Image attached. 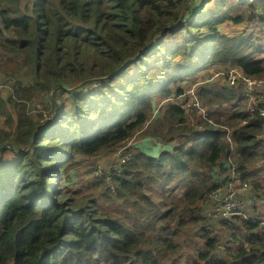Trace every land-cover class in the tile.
<instances>
[{
    "label": "trees",
    "instance_id": "trees-1",
    "mask_svg": "<svg viewBox=\"0 0 264 264\" xmlns=\"http://www.w3.org/2000/svg\"><path fill=\"white\" fill-rule=\"evenodd\" d=\"M209 1L0 0V72L6 74L0 77L6 91L0 94V115L10 125H0V147L15 146L0 152V264H161L154 243L167 238L174 246L170 225L159 229L150 217L130 224L125 216L102 211L95 196L74 201V191L64 186L65 166L144 130L154 100L186 96V85H195L207 114L192 122L191 110L168 100L153 133L150 121L147 135L158 141L152 154L141 143L121 171L106 170L101 180L115 182L125 200L141 192L152 201L146 189L154 178L170 203L160 216L187 214L201 222L205 247L197 256L205 264L264 261V218L253 210L236 216L244 235L238 239L230 226L234 241L218 254V220L206 213L211 191L233 169L259 195L248 206L261 201L260 172L251 166L264 159V119L247 110L240 78L234 85L204 84L206 77L199 76L233 67L264 75V44L253 33L229 36L221 28L226 21H264L257 13L264 0L249 3L247 18L217 13L220 5L206 8ZM96 82V92L85 90ZM37 100L50 111L45 119L30 114ZM8 151L14 157H6ZM214 169L221 172L216 183ZM175 177L186 187L179 209L169 185Z\"/></svg>",
    "mask_w": 264,
    "mask_h": 264
},
{
    "label": "rangeland",
    "instance_id": "rangeland-1",
    "mask_svg": "<svg viewBox=\"0 0 264 264\" xmlns=\"http://www.w3.org/2000/svg\"><path fill=\"white\" fill-rule=\"evenodd\" d=\"M200 1V0H199ZM255 0H210L208 4H206V8H212L214 3L216 5H220V8L217 10V13H221L223 10L230 11V13L235 16L240 14L247 18L248 14L246 13L249 8V3ZM260 17V15H258ZM189 21V20H188ZM222 31L229 36H237L241 34H254V39H256V43L264 44V21L260 19H256L254 21H245L244 23H232L231 21H226L221 24ZM264 54V53H262ZM216 69H209L206 71H202L199 76H205L204 84L209 83H222L225 84V81L229 85V71L225 73H217ZM134 70L131 71V75H134ZM217 73V74H216ZM225 77H224V76ZM0 77L5 79L6 74L0 72ZM122 80H119L118 83H121ZM98 82L90 85L88 91L96 92ZM262 89L264 90V84H262ZM184 92L186 96H182L178 98L177 96L164 99V100H154V113L152 114V118L148 121V124L144 130L134 134L132 137L123 141L120 144L112 146L110 149H105L100 151L99 153L92 156H84L77 155L74 162L71 164H67L65 166V177H64V186L66 189H71L74 191V201L84 196H95L97 199L96 205L102 210L106 212H110L113 214L120 215L121 217L125 216V219L128 223L133 224L135 220H139L141 222L149 220L148 217L153 218L155 222L157 221V227L160 229L163 225H170V227L174 230V233L171 234L174 240V246L170 247L167 245L169 240L167 238L163 239V242L160 240L159 242H155L154 246L158 249L156 255L158 256L161 264H192L191 261L193 259H197L201 261V264H205L204 261L200 260L197 256L199 250H202L205 245V239L202 238L199 228L201 227V222L194 221L189 219V215L184 214V217L177 216L174 219H171L169 216H160L162 213L161 209L167 208L170 205L167 198L163 196V193L160 191V187L155 184V179L152 178L153 187L151 189H146L147 193L153 194L152 201L148 198H144L145 193H139L136 197L131 198L130 200H125L122 197L118 196L116 193V184L115 182H107V178L105 180H101V175L106 173V170L116 169L117 171H121L123 168L122 159L124 155L127 153H136L138 151L137 146L143 143V149H147L149 153L152 154V149L154 146L158 145L157 138H151L147 135L148 129L150 128V121L152 120V133L154 132L153 126L157 122L158 111L161 107L168 101L173 100L176 102L188 101L191 99L192 92L197 95L195 91V85L189 87H184ZM0 94L4 97L6 96V91L1 90ZM198 100L200 98L197 96ZM245 106L246 101L244 102ZM69 104L72 106L71 102ZM70 105L67 108H70ZM206 109L208 110L207 106ZM30 114L34 115L35 119L50 115L49 109L44 108L43 102L37 100L32 104V109H30ZM189 119L192 122H196L199 117H202V111H189L188 113ZM155 117V118H154ZM41 119L40 121H43ZM13 125L15 124L12 122ZM0 125L5 128H10V125L7 123L6 115H0ZM151 129V128H150ZM45 133V130L43 131ZM145 136V137H144ZM229 138V137H228ZM232 144L233 141L229 138ZM163 145L159 146L160 152L166 148V143H162ZM146 150V151H147ZM159 153V152H158ZM6 157H14V154L10 151L6 153ZM218 168V167H217ZM262 169V170H260ZM251 170L258 171L259 181L264 189V159L259 160L251 166ZM210 175H212V181L216 183V181L221 177L220 170H213ZM224 178V177H222ZM229 179V178H228ZM179 177H175L172 181L169 182L170 192L174 195V201L179 204V207L184 206L186 196L184 195V191L186 187H182L179 185ZM141 181L144 182L145 178L142 177ZM228 181V180H227ZM226 181V182H227ZM57 183V182H56ZM55 183V184H56ZM98 183L97 186L95 184ZM106 184L110 188L106 187ZM225 184V183H223ZM138 199V204L134 203V200ZM259 202V201H258ZM256 205H250L247 207V211L250 215L251 211L256 217L264 218V195L259 203ZM235 215L232 220H223L221 217L216 216L218 220L217 228L213 230V235H217L221 241H219V245H222V251H225L226 248H229L230 243L234 240V236L232 235L233 226L236 236L238 239H242L244 235V230L241 227V222L236 220ZM184 221L183 224H180ZM223 221V222H221ZM213 226V225H212ZM152 240L155 237V234H151ZM164 243V244H163ZM239 244V241L236 245ZM235 245V244H233ZM230 249V248H229ZM140 264V262H137ZM194 264V263H193ZM264 264V261L261 262Z\"/></svg>",
    "mask_w": 264,
    "mask_h": 264
},
{
    "label": "built area",
    "instance_id": "built-area-1",
    "mask_svg": "<svg viewBox=\"0 0 264 264\" xmlns=\"http://www.w3.org/2000/svg\"><path fill=\"white\" fill-rule=\"evenodd\" d=\"M257 13L264 17V7L257 9ZM0 25H2L0 19ZM7 33V32H6ZM240 78L243 84V91L245 93V101L247 103V109L253 115L255 111H258L260 116L264 119V106L261 103L264 102V90L262 89V84H264V75L261 76H249L243 74L238 68L233 67L229 70V85H234L236 81ZM180 107L197 111H202L203 116L208 112L204 105H201L200 101L192 92L191 99L188 101L178 102ZM132 153H127L122 159L124 163L129 155ZM228 181L222 186L215 188L210 193V199H212L211 208L206 207V213L210 216H218L223 220H232L235 215L240 217H247L249 215L247 207L249 204L255 202L259 195L256 191H253L252 185L247 181H242L240 175L233 169L229 174ZM247 192L252 193L250 198L244 200L241 195H248ZM219 251L221 253L222 245H218Z\"/></svg>",
    "mask_w": 264,
    "mask_h": 264
},
{
    "label": "water",
    "instance_id": "water-1",
    "mask_svg": "<svg viewBox=\"0 0 264 264\" xmlns=\"http://www.w3.org/2000/svg\"><path fill=\"white\" fill-rule=\"evenodd\" d=\"M261 138H264V134L261 135ZM6 147H11V148L15 149L14 143H13V142H8V143L3 144V145L0 147V152H1L4 148H6ZM228 178H229V175H228V174L225 175L224 178H223V180H222V183H226V181L228 180Z\"/></svg>",
    "mask_w": 264,
    "mask_h": 264
},
{
    "label": "crops",
    "instance_id": "crops-1",
    "mask_svg": "<svg viewBox=\"0 0 264 264\" xmlns=\"http://www.w3.org/2000/svg\"><path fill=\"white\" fill-rule=\"evenodd\" d=\"M154 148V147H153ZM241 196H244V194L243 195H241ZM245 196L247 197V195L245 194Z\"/></svg>",
    "mask_w": 264,
    "mask_h": 264
},
{
    "label": "clouds",
    "instance_id": "clouds-1",
    "mask_svg": "<svg viewBox=\"0 0 264 264\" xmlns=\"http://www.w3.org/2000/svg\"><path fill=\"white\" fill-rule=\"evenodd\" d=\"M246 105H247V103H246ZM246 108H247V106H246ZM248 110V109H247ZM251 114V113H250ZM252 115V114H251ZM253 116V115H252Z\"/></svg>",
    "mask_w": 264,
    "mask_h": 264
}]
</instances>
